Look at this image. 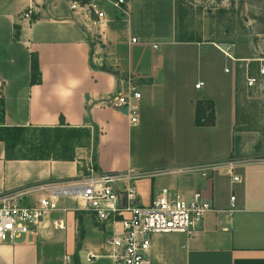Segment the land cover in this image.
Segmentation results:
<instances>
[{
  "label": "crops",
  "instance_id": "1",
  "mask_svg": "<svg viewBox=\"0 0 264 264\" xmlns=\"http://www.w3.org/2000/svg\"><path fill=\"white\" fill-rule=\"evenodd\" d=\"M71 1L0 0L2 123L54 126L62 115L69 125L91 126L98 130L94 158L77 150L73 159L11 158L0 140V197L35 202L38 193H22L69 180L88 165L152 171L233 157L238 181L222 172L208 178L163 173L138 183L144 203L169 186L199 189L213 207L190 238L153 236L146 264H264V157L234 154L235 66L225 48L213 40L179 39L176 0H125L124 12L108 0H94L105 12L100 21ZM31 54L40 69L35 83L29 81ZM128 75L141 95L134 124L125 108L104 103L127 90ZM198 98L213 100L214 124H195ZM157 175L163 180L154 188ZM65 204V213H51L35 233L2 243L0 264H113L103 256L107 231L72 200ZM88 253L97 257L87 259Z\"/></svg>",
  "mask_w": 264,
  "mask_h": 264
},
{
  "label": "built area",
  "instance_id": "2",
  "mask_svg": "<svg viewBox=\"0 0 264 264\" xmlns=\"http://www.w3.org/2000/svg\"><path fill=\"white\" fill-rule=\"evenodd\" d=\"M121 12L125 11V0H108ZM71 6H87L100 21L105 12L94 0L80 3L72 0ZM31 8L24 12L30 16ZM132 41L136 38L132 37ZM156 46V44H154ZM234 61H245L242 68L243 81L249 87H264V55L257 57H234L230 49H225ZM257 61L255 68L248 61ZM229 71V68H225ZM128 88L110 94L104 103L112 107H123L127 111L130 123L138 121L140 91L134 76L128 75ZM203 81H197L199 87ZM239 161L228 157L223 160L188 163L168 166L152 171L124 169L101 171L93 165L86 166V171L64 181H47L30 187L22 195L38 193L35 202H24L17 195L0 197V245L7 239L20 237L22 234L35 233L36 227L53 212H66V200L75 202L77 209L86 210L96 224L105 229L107 253L103 256L113 264H146L151 239L155 235L177 233L185 237L194 236L206 213L213 210L210 200L201 190L188 192L163 186L148 202L143 203L137 183L142 178L155 174H197L208 178L215 172L227 173L233 181L240 180L234 168ZM47 193V194H45ZM234 200V196L230 198ZM231 203V208H233ZM231 211V209L229 210ZM97 257L87 254V259Z\"/></svg>",
  "mask_w": 264,
  "mask_h": 264
},
{
  "label": "rangeland",
  "instance_id": "3",
  "mask_svg": "<svg viewBox=\"0 0 264 264\" xmlns=\"http://www.w3.org/2000/svg\"><path fill=\"white\" fill-rule=\"evenodd\" d=\"M176 27L178 37L213 40L230 49L234 57L264 55V0H176ZM256 62L250 60L248 64L254 69ZM243 66L245 61H236L233 77L236 94L234 154L240 158L264 157V87L245 85ZM94 135L95 129L91 126L62 131L27 127L19 133L11 152L39 154L40 147L47 156L70 153L75 156L77 150L79 154L89 152L94 158ZM82 168L86 171V167ZM162 180L163 176H155L153 187L157 188Z\"/></svg>",
  "mask_w": 264,
  "mask_h": 264
},
{
  "label": "trees",
  "instance_id": "4",
  "mask_svg": "<svg viewBox=\"0 0 264 264\" xmlns=\"http://www.w3.org/2000/svg\"><path fill=\"white\" fill-rule=\"evenodd\" d=\"M80 3H86L90 0H78ZM15 30L13 33V37L16 38L19 35V28L17 25L14 26ZM181 39V38H179ZM38 80H40V69L38 65V59L35 54L30 55V83H35ZM4 116V110H3V100L0 96V140L4 142L5 149H6V155L11 158H60V159H73V154H67V155H59V156H47L43 153L41 148L39 147L38 151L39 154H32V155H26V154H20L15 155L12 154L11 149L15 147V141L18 137L19 133L26 129L27 127L32 128H38L41 130H57L62 131L63 129H69V130H76L80 127L84 126H72L69 125L64 121V117L60 115V120L58 124L54 126H23V125H4L2 123ZM215 121V114H214V102L210 98H198L195 101V113H194V122L196 125H212ZM97 129H95V135H94V141L96 143L97 139ZM59 135L57 136V138ZM96 167V166H95Z\"/></svg>",
  "mask_w": 264,
  "mask_h": 264
}]
</instances>
